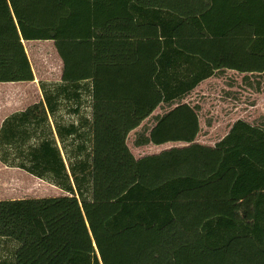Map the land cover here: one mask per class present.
Wrapping results in <instances>:
<instances>
[{
	"label": "trees",
	"instance_id": "1",
	"mask_svg": "<svg viewBox=\"0 0 264 264\" xmlns=\"http://www.w3.org/2000/svg\"><path fill=\"white\" fill-rule=\"evenodd\" d=\"M32 40L54 41L62 82L5 120L0 160L65 194L0 199V264H264V121L209 146L182 102L226 69L264 75V0H0V82L34 80ZM162 103L134 144L189 145L137 158L128 136ZM252 195V224L198 218Z\"/></svg>",
	"mask_w": 264,
	"mask_h": 264
},
{
	"label": "rangeland",
	"instance_id": "2",
	"mask_svg": "<svg viewBox=\"0 0 264 264\" xmlns=\"http://www.w3.org/2000/svg\"><path fill=\"white\" fill-rule=\"evenodd\" d=\"M24 45L37 81H48L47 83L50 84L61 79L63 61L54 41H24ZM245 75H249L248 80ZM83 95L85 100L84 112L91 116L90 100L86 93ZM182 102L191 106H199L200 130L195 142L214 146L230 131L238 119L256 124L264 121V75L245 74L226 69L204 80ZM71 103L77 106V101ZM177 104L172 106L166 103L160 104L150 117L145 119L137 129L130 132L127 144L135 157L159 153L171 147L189 145L185 141H170L160 145L148 144L140 147L134 144L136 134L139 131L155 124L156 115L166 113ZM62 111L65 115V121L77 119L76 116L67 113L66 109ZM62 194L65 193L54 184L21 168L11 167L0 161V199L41 198ZM254 198L255 195H252L242 202L218 199L210 202L198 215V218L206 219L215 215H226L252 224ZM15 246H17L15 241L0 238V255H9Z\"/></svg>",
	"mask_w": 264,
	"mask_h": 264
},
{
	"label": "crops",
	"instance_id": "3",
	"mask_svg": "<svg viewBox=\"0 0 264 264\" xmlns=\"http://www.w3.org/2000/svg\"><path fill=\"white\" fill-rule=\"evenodd\" d=\"M47 82L48 81L39 82L36 77L32 81L0 82V130L5 120L10 116L23 112L31 105L43 100V84L46 87L54 84H60L62 82V76L59 81H54L55 83L53 82L48 84ZM83 97L84 95H82V99ZM61 113L65 117L62 110ZM50 121L54 127L51 117Z\"/></svg>",
	"mask_w": 264,
	"mask_h": 264
}]
</instances>
